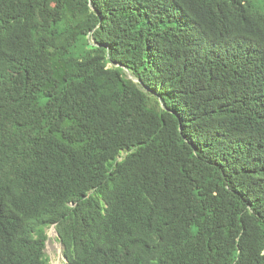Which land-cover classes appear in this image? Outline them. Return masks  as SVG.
I'll list each match as a JSON object with an SVG mask.
<instances>
[{
	"label": "trees",
	"instance_id": "obj_1",
	"mask_svg": "<svg viewBox=\"0 0 264 264\" xmlns=\"http://www.w3.org/2000/svg\"><path fill=\"white\" fill-rule=\"evenodd\" d=\"M264 264V0H0V264Z\"/></svg>",
	"mask_w": 264,
	"mask_h": 264
},
{
	"label": "rangeland",
	"instance_id": "obj_2",
	"mask_svg": "<svg viewBox=\"0 0 264 264\" xmlns=\"http://www.w3.org/2000/svg\"><path fill=\"white\" fill-rule=\"evenodd\" d=\"M48 241L46 244L45 253L50 259V264H64L65 258L62 254V245L59 242L55 227L47 229Z\"/></svg>",
	"mask_w": 264,
	"mask_h": 264
}]
</instances>
